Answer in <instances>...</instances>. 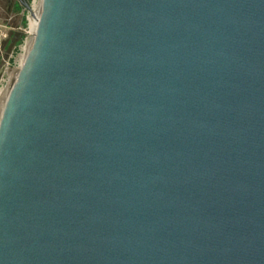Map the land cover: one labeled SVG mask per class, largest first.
I'll return each instance as SVG.
<instances>
[{
  "label": "water",
  "instance_id": "water-1",
  "mask_svg": "<svg viewBox=\"0 0 264 264\" xmlns=\"http://www.w3.org/2000/svg\"><path fill=\"white\" fill-rule=\"evenodd\" d=\"M0 264H264V0H36Z\"/></svg>",
  "mask_w": 264,
  "mask_h": 264
},
{
  "label": "rangeland",
  "instance_id": "rangeland-1",
  "mask_svg": "<svg viewBox=\"0 0 264 264\" xmlns=\"http://www.w3.org/2000/svg\"><path fill=\"white\" fill-rule=\"evenodd\" d=\"M30 3L32 0H29ZM32 14L23 8L17 0H0V69L5 67V71L0 77V89L6 79V76L25 42L23 36L22 41L14 40L10 44L15 33L22 32L27 29Z\"/></svg>",
  "mask_w": 264,
  "mask_h": 264
},
{
  "label": "built area",
  "instance_id": "built-area-1",
  "mask_svg": "<svg viewBox=\"0 0 264 264\" xmlns=\"http://www.w3.org/2000/svg\"><path fill=\"white\" fill-rule=\"evenodd\" d=\"M33 4H34V0L31 1V3L29 2V5H30V9L31 11H29L31 14H32V8H33ZM28 12V13H29ZM32 18V17H31ZM30 23V22H28ZM23 34H24V38L26 39L28 35L31 34L30 30H29V24L27 26V29L23 30Z\"/></svg>",
  "mask_w": 264,
  "mask_h": 264
},
{
  "label": "trees",
  "instance_id": "trees-1",
  "mask_svg": "<svg viewBox=\"0 0 264 264\" xmlns=\"http://www.w3.org/2000/svg\"><path fill=\"white\" fill-rule=\"evenodd\" d=\"M27 1H28V3L30 2L29 0H27ZM23 36H24V34H23L22 32L15 33V34L13 35V37H12V41H13V42H11L10 44H13V43H14V40H13V39H15V40H19V42L22 41ZM14 44H15V43H14Z\"/></svg>",
  "mask_w": 264,
  "mask_h": 264
},
{
  "label": "bare ground",
  "instance_id": "bare-ground-1",
  "mask_svg": "<svg viewBox=\"0 0 264 264\" xmlns=\"http://www.w3.org/2000/svg\"><path fill=\"white\" fill-rule=\"evenodd\" d=\"M35 3H36V0H34V4H33V8H32V18H31L30 23H29V30H30V32H31V27H32L33 12H34V8H35Z\"/></svg>",
  "mask_w": 264,
  "mask_h": 264
},
{
  "label": "flooded vegetation",
  "instance_id": "flooded-vegetation-1",
  "mask_svg": "<svg viewBox=\"0 0 264 264\" xmlns=\"http://www.w3.org/2000/svg\"><path fill=\"white\" fill-rule=\"evenodd\" d=\"M1 69H2V70H1ZM1 69H0V70H1V71H0V77H1V75L3 74V72L5 71V67L2 66Z\"/></svg>",
  "mask_w": 264,
  "mask_h": 264
}]
</instances>
